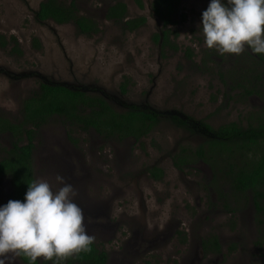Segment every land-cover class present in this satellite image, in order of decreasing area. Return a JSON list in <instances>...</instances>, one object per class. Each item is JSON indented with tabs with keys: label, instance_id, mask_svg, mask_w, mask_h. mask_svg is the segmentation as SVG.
<instances>
[{
	"label": "rangeland",
	"instance_id": "374dc122",
	"mask_svg": "<svg viewBox=\"0 0 264 264\" xmlns=\"http://www.w3.org/2000/svg\"><path fill=\"white\" fill-rule=\"evenodd\" d=\"M41 1L0 0V102L15 104L0 108L2 117L20 120L24 100L45 81L103 95L119 110L151 108L163 119L136 141L54 117L36 134V180L55 190L60 175L73 186L86 232L108 252V264H264V225L251 198L230 188L226 160L194 155L206 136L203 122L264 120V55L205 48L198 25L209 0L182 1L164 46L155 39L164 24L154 0H79L99 25L91 36L72 23L37 20ZM117 1L126 3L128 18L145 16L146 24L126 31L106 18ZM173 115L188 127L173 123ZM13 140L0 133V160ZM183 150L191 161L179 168L174 158ZM152 166L163 171L161 179L151 177ZM10 189V178L1 177L0 205ZM212 236L219 250L204 248ZM12 264L26 263L18 256Z\"/></svg>",
	"mask_w": 264,
	"mask_h": 264
},
{
	"label": "trees",
	"instance_id": "16d2710c",
	"mask_svg": "<svg viewBox=\"0 0 264 264\" xmlns=\"http://www.w3.org/2000/svg\"><path fill=\"white\" fill-rule=\"evenodd\" d=\"M137 1L142 6L141 1ZM182 1L154 0L152 3L154 14L164 24L162 35H155L156 41L161 42L162 46L170 42L167 25L177 23L174 15L180 11ZM79 2L42 0L36 18L59 24L72 23L80 34L94 35L99 31V25L94 18L81 12ZM106 18L122 23L126 31H134L147 22L145 16L128 18L127 5L123 1L110 5ZM12 40L15 38L12 37ZM122 91L126 92L124 88ZM54 117H63L71 125L83 130L93 129L105 138H131L136 141L149 135L163 119L158 111L151 108L132 104L119 110L103 95L64 84L40 81L38 88L24 100L20 120L13 122L0 115V133L7 132L14 139L7 155L0 160V178L9 177L11 185L3 204L9 200L23 201L28 183L36 181L33 157L36 134ZM169 118L180 127H188V121L180 116ZM203 129L206 132L205 139L195 149L194 155L208 162H215L216 157L226 160L229 165L226 179L230 188L251 198L257 210V220L264 225V120L247 126L230 122L218 127L203 122ZM180 154L174 161L177 167L182 168L191 161L187 157H191V154L184 150ZM148 171L155 179L163 177V171L157 166L149 167ZM203 246L220 249L216 236L205 239ZM19 258L29 264L26 257ZM108 261V252L92 241L90 251L74 254L56 264H108ZM35 264H53V261L38 258Z\"/></svg>",
	"mask_w": 264,
	"mask_h": 264
},
{
	"label": "clouds",
	"instance_id": "9594fccd",
	"mask_svg": "<svg viewBox=\"0 0 264 264\" xmlns=\"http://www.w3.org/2000/svg\"><path fill=\"white\" fill-rule=\"evenodd\" d=\"M204 47L219 55H239L245 47L264 55V0H209L198 25ZM0 108L15 109L12 101ZM55 190L45 180L28 183L23 201L9 200L0 205V264H12L26 257L29 264L38 258L57 261L90 251L83 210L77 195L60 175ZM152 227L151 224L148 225Z\"/></svg>",
	"mask_w": 264,
	"mask_h": 264
},
{
	"label": "flooded vegetation",
	"instance_id": "af4514ba",
	"mask_svg": "<svg viewBox=\"0 0 264 264\" xmlns=\"http://www.w3.org/2000/svg\"><path fill=\"white\" fill-rule=\"evenodd\" d=\"M117 109V108H116ZM122 110V109H121Z\"/></svg>",
	"mask_w": 264,
	"mask_h": 264
}]
</instances>
